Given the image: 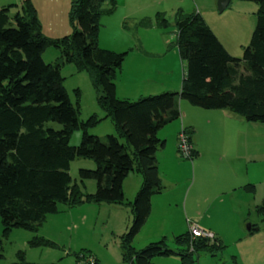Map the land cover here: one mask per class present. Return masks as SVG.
<instances>
[{"label": "trees", "instance_id": "16d2710c", "mask_svg": "<svg viewBox=\"0 0 264 264\" xmlns=\"http://www.w3.org/2000/svg\"><path fill=\"white\" fill-rule=\"evenodd\" d=\"M247 1L258 7L241 58L230 55L200 13L178 10L176 43L184 61L181 87L135 100L116 95L115 79L128 50L117 52L97 43L101 16L114 11L116 0H71L72 31L57 38L41 33L29 0L21 1L14 16L9 15V5H0V219L4 231L16 227L37 231L48 214L58 211L59 203L72 208L106 202L130 205L133 222L122 244L128 264H155L153 258L172 254L193 264V254L224 248L216 237H192L189 231L174 236L177 248L169 247L165 237L139 250L131 241L150 213L151 196L163 188L156 151L164 140L157 133L181 116L180 100L203 109L229 110L250 123H264V0ZM157 17L164 26L165 16ZM49 46L59 50L52 62L42 57ZM64 63L88 72L103 118L114 123L113 133L103 138L88 133L101 119L96 114L79 121L78 104L71 102L63 86L60 66ZM183 128L191 141V130ZM75 129L82 130V138L70 145ZM195 155L193 148L191 157ZM78 157L95 164L78 170L82 183L95 181L94 193L71 181L69 165ZM131 171L141 175V185L133 201L124 204L123 180ZM256 210L264 220V197ZM30 243L54 246L38 235ZM74 254L77 261L86 256Z\"/></svg>", "mask_w": 264, "mask_h": 264}, {"label": "rangeland", "instance_id": "374dc122", "mask_svg": "<svg viewBox=\"0 0 264 264\" xmlns=\"http://www.w3.org/2000/svg\"><path fill=\"white\" fill-rule=\"evenodd\" d=\"M7 1L0 0V5L8 6ZM176 5L175 0H117L114 11L101 16L97 40L100 47L117 52L132 47L134 52H145L142 56L146 61H150L149 64L152 65L151 68L144 71V75L148 76L147 78L142 79L141 83L131 85V87L139 89L138 93L151 91L152 86L156 83L166 82L165 80L168 78L175 79L177 85V89L170 91H179L181 87L184 61L176 43V11L170 14L172 13L170 8L176 7ZM156 7H161L164 9L163 11L165 9L167 11V14L164 13L166 19L164 26L163 23H159L161 20L156 16ZM167 7L169 8L167 9ZM8 9L9 15L14 16L20 8L17 10L16 7L9 5ZM212 9L214 10L213 15L205 11L202 17L207 21L206 23H209L210 28L230 55L241 58L243 49L248 45L255 25V12H253V15L247 14L245 18H240V16L237 18L233 15L228 16L229 8L225 13H219L217 6L215 7V4H213ZM42 11L40 7V13ZM49 14L43 17V28L40 26L43 35L55 38L57 35H62L65 31H68L67 28L64 31L55 32L51 25H49L50 28H46L49 19L59 20L61 18V12L58 9H55L54 13L50 11ZM131 14L136 17L134 20L125 19ZM148 15H151L152 19L148 18ZM63 17H65L64 13ZM156 18L159 21L158 23ZM234 19H237V21ZM143 21H147L146 26L142 25ZM218 22L222 26L225 25L227 30H224V28L222 30ZM231 22H234V24H228ZM70 27L71 24H69L71 32L72 27ZM155 41L157 42L154 45ZM151 45H154V48H151ZM151 51L156 52L153 55ZM58 55L59 50L49 46L45 49L42 57L44 61L52 62L57 59ZM60 73L64 77L63 86L69 99L74 105L78 104L79 121H86L92 114H96L101 118L97 124L88 129V133L101 138L113 133L114 123L109 117L103 118L104 112L96 99L97 90L88 72L79 70L74 63H64L60 66ZM124 88L125 86H121V90ZM155 91H158V89L152 90V93H159ZM134 97L135 95L132 96V98ZM179 109L183 111V114L181 111V117L169 122L163 128L167 130L177 121L180 123L181 130L183 128L181 126L182 121L185 124L186 121H191L195 131L192 135L194 145L196 147L197 144L200 148L201 157H199L200 159L195 156L183 158L189 165L186 172L187 180L183 181L184 186L183 183L178 184L175 189L173 186L165 184L167 190L164 194L167 195V199L178 200L179 206L172 205L169 207L175 221L173 225L165 221L161 222L162 226L165 227V232H162L161 238H166L169 247L177 248V245L175 247L174 244V236L189 229L188 219L195 223L198 220L210 223L208 217L201 220L207 207H209V213L213 210L215 214L219 212L218 209H223L227 214L231 210H242L243 208L240 207L237 198L234 196L239 192H243L239 189H245L249 186L251 192L249 197L253 203L247 208L246 223H250L254 228L244 238H225L224 248L220 250L211 253L206 251L197 255L193 254V264H264V220L261 219L256 210V206L261 204L264 197V123H252L255 126V133L258 131L256 126H260L259 139L256 134L254 135L255 139H253L248 137L252 136V133L241 132L239 128L238 122H244V118L229 110L203 109L193 106L185 100L179 102ZM219 116V119L216 118ZM219 122L224 124L222 128L218 126ZM82 133L81 129L73 130L69 144H79ZM229 133H231V139L226 136ZM239 133L240 135H238ZM220 140H223V142ZM209 142L210 144L214 142L220 148V154L209 152ZM176 166L175 164L170 166L166 164L163 165V168L160 167L159 171L162 169L164 175L169 177V174H173L176 170H174ZM94 167L95 164L92 160L82 157L75 158L69 165L72 183H78L85 192L90 194L95 192V181L87 179L83 184L78 177V170L79 168L91 169ZM220 168L232 169L234 173L240 175L241 179L238 180L239 178H237L238 190L226 196L224 201L219 203L216 200H209L211 199L209 188L216 184V173H218L217 169ZM247 168L248 177L244 175ZM181 171L183 172V170ZM129 174L123 184L126 195L129 197V199L125 197L124 204L133 201L135 193L139 189L131 179V176L135 173L130 172ZM167 179L169 180V178ZM249 181L250 184L248 185ZM195 192L196 201L193 195ZM132 222L133 215L130 205L116 207L108 203L97 204L94 202H86L72 208H67L64 204L59 203L58 211L48 214L41 225L38 226L37 231L16 227L6 232L0 219V254L2 255L0 264H88L89 259L95 261V258L98 264H128L122 256V244L124 235L129 231ZM213 225L219 226L218 223H213ZM156 226L158 227L159 224H155ZM138 232L133 239L137 240L136 235ZM141 232L142 236L139 232V241H135L134 244L133 239L131 241V245L137 250L149 243L144 241L146 237L150 236L148 230L144 227ZM221 234L226 236L227 232ZM230 234L232 233L228 235ZM34 235L52 241L54 246H32L30 240ZM156 239L151 241H156ZM79 252L84 253L86 256L79 257L77 261L74 253ZM156 258H153L154 263Z\"/></svg>", "mask_w": 264, "mask_h": 264}, {"label": "crops", "instance_id": "0c3cea01", "mask_svg": "<svg viewBox=\"0 0 264 264\" xmlns=\"http://www.w3.org/2000/svg\"><path fill=\"white\" fill-rule=\"evenodd\" d=\"M21 1L22 0H8L7 2L9 3V5L16 7L18 10L19 6L21 4ZM29 1L35 7L36 15H37V18L40 22L41 28H43V17L46 16L47 14H49L50 11H51V13H54V10L58 9L59 12H61V18L59 20L58 19H49L47 24H46V28H50L49 25H51L52 28H54L53 30H55V32H61V31L67 30V28H68V31H65L62 35H57L55 38L61 37L63 35L70 33V29H69L70 22H69V18H68V11H69L71 0H29ZM175 1H176L177 5H176V7L170 8L172 10V13H170V14H173V11L177 12L178 10H181L184 13L198 12L201 15L204 14L205 11H207L209 13H212V15H213L214 14V10L212 9L213 4H215V7H216L218 0H192V1L191 0H175ZM1 6H7V5H1ZM40 7L43 10L41 13H40ZM257 7L258 6L256 5V3L252 2V1L229 0L227 5L225 6V8L221 12H219V11L218 12L219 13H222V12L225 13L227 11V9L229 8L228 16L233 15L234 17H237V18H238V16H240V18H242V17L245 18V17H247V14L253 15V12H256L255 10L257 9ZM156 8H157L156 9V12H157L156 16L158 14H163V15H164V13L167 14L166 9H165V11H163L164 9L161 7H156ZM168 8L169 7H167V9ZM63 13L65 14V17H63ZM135 18L136 17H134L133 14H131L129 17H125V19H133V20ZM148 18L152 19L151 15H148ZM156 20H157V18H156ZM234 20L237 21V19H234ZM158 22L159 21L157 20V23ZM159 23H161V21ZM207 24L209 25V23H207ZM218 24H219V22H218ZM228 24H234V22H231ZM219 26H221L220 28L222 30H223V28H224V30H227V27L225 25L222 26L219 24ZM156 42L157 41H155L154 45L156 44ZM154 45H151V48H154ZM161 47L164 48V46H162V45H161ZM127 50H128V54H127L124 62L122 63L121 68H120V70L116 76V79H115L116 95L118 98H126V99L135 100L141 96L153 94L152 90H154V89H156V90L158 89V91H155V92H159V93L165 92V91H170L173 89H177V87H176L177 85L175 83L176 80L175 79L173 80V78H168L167 80H165L166 82L163 81L161 83H156L154 86H152L151 91L146 90L147 92L138 93L139 89H136L135 87H131V85L136 84V83H141L142 79L147 78L148 76L144 75V71L151 68L152 65L149 64L150 61H146L144 56H142L143 53H145V52H142V51L141 52H138V51L134 52V50H132V47H129ZM153 50H155V49H153ZM155 52L156 51H151V54L154 55ZM121 86H125V88L121 90ZM133 95H135L134 98H132ZM127 96H131V97H127ZM180 101H184V100H180ZM182 114H183V111H182ZM216 118L219 119L220 116L216 117ZM238 123H239V128H240L241 132L252 133V136H248V137L249 138L251 137L253 139H255L254 135L256 134V137L259 139V133L258 132H259L260 126H256L258 131L255 133V126H253L252 123L247 122L245 120H244V122L240 121ZM184 124H185V122L182 121L181 126H183V127L185 126L191 130L190 138H191V143L193 145V148H194V150H196L195 157L200 159L199 158V157H201L200 156L201 155L200 148L198 147L197 144L195 147L193 136H192L193 133L195 132L194 126H193L191 121H188V122L186 121V124L185 125ZM179 125H180V123L176 121L175 124H173V126L171 128L164 130L165 128L162 127L161 129H159V131L157 133L158 137L160 139L164 140V146L160 147L156 151V160H157V165H158V172H159V177L161 179V183L163 185V188L161 189V191L159 193H155L151 196L150 213H149L145 223L141 227V230L144 229V227H145V229L148 230V234L150 235L149 237H146L144 239L145 242L146 241L152 242L151 240H154L155 238H157L156 240H159L161 238L162 232L163 233L165 232V227L162 226V224H161L162 221L170 223L171 225H173V223L175 221V218L170 213L169 207L172 205L178 207L179 201L178 200L173 201V200L167 199L168 198L167 195L164 194V193H166V190H167V187L165 184H169L176 189L178 184L181 185L184 180H187L186 172L188 171L187 167L189 165L187 164L186 161H184V159L181 156H179L178 151H177L178 133L180 131ZM222 125H224V124L222 122H219L218 126L222 128ZM238 135H240V133ZM226 136H228L229 139H231V133H229V135H226ZM169 137H170V139H169ZM228 137H227V139H228ZM244 140H245V138H244ZM220 141L223 142V140H220ZM208 147L210 148V149H208L209 152H215V153L220 154V148H218L217 145L214 144V142L211 144L209 142ZM178 163H179V165H178ZM166 164L168 166H170L171 164L177 165L174 168V170L175 169L176 170L173 172V174L168 173L169 177H168V175H166V176L164 175V171L162 169L159 171L160 167L163 168V165H166ZM181 170H183V172ZM131 172L135 173L131 176V179L133 180V183L137 184L136 186L139 188L141 185V180H142L141 175L136 171H131ZM217 172H218V173H216L217 174V176H216L217 182L214 186H211V188H209L210 189L209 193H211V196H210L211 199H209V200H216V201H219V203H220V202L224 201L226 196L231 195V194L235 193V190H238L237 186H239V185H237V182L241 178H240V175H237L236 173H234L232 171V169L227 170V169H221L220 168V169H217ZM129 175L130 174H128L125 177V179H127L129 177ZM244 175L245 176L247 175V177H248V168L245 171ZM167 178H169V180ZM237 178H239V179L237 180ZM125 179L123 180V184H124ZM194 181H195V175H194ZM249 184H250V181H249L248 185ZM183 186H184V183H183ZM122 188H123V193H124L125 190H124L123 185H122ZM239 190H241L243 192H239V194H236V196H234V197L237 198V201H238L240 207L243 208L242 210H239V209H237L236 211L231 210L230 212H232V213L229 212L227 214L226 212H224L223 209H218L219 212L217 214H215L213 210L209 213V207H207V210L205 211V213L201 217V220H203L205 217H208L210 219V223H208V222L205 223L204 221H203L204 222L203 223L199 220H198V222L195 223L189 219L187 220V222L193 223V224L197 225L199 228L211 232L214 235V237L220 239L222 243L226 241L225 238L235 237L236 239H241V238L246 237L248 235V232L254 228L253 226L250 225V223H246L247 222V218H246L247 208L252 205L253 201L249 197V195L251 194L249 186H247V188L245 187V189L241 188ZM135 191H136V189H135ZM163 194H164V196H163ZM193 195L195 196V201H196L197 200L196 192ZM124 197H127L126 192L124 193ZM127 198L129 199V197H127ZM101 203H106V202H100L97 204H101ZM108 204H111V203H108ZM112 205H114L116 207H122V205H119V204H112ZM213 223H218L219 226H214ZM244 223H245V227L247 229L244 227ZM155 224H159V226L155 227ZM248 226L250 227L249 229H248ZM242 228H243V230H242ZM141 230H139V232L141 233V236H142ZM187 231H189V229H187L185 232H187ZM139 232L136 235L137 240L133 239V244L135 243V241H139L138 240V239H140L139 238V235H140ZM185 232H183V233H185ZM226 232H227L226 236L221 234V233L226 234ZM229 233H232V234L228 235ZM175 247H176V244H175ZM180 261L181 260H180L178 255L172 254L169 256L157 257L155 260V263L156 264H177V263L182 264L181 263L182 261L181 262ZM96 262H97V259H96Z\"/></svg>", "mask_w": 264, "mask_h": 264}, {"label": "built area", "instance_id": "2783aa9c", "mask_svg": "<svg viewBox=\"0 0 264 264\" xmlns=\"http://www.w3.org/2000/svg\"><path fill=\"white\" fill-rule=\"evenodd\" d=\"M177 151L182 158H190L192 155L193 145L189 139L188 133L184 130V128H181L178 133ZM189 233L192 237H202L208 239L214 238V235L211 232L201 229L193 223H189ZM93 262L94 261L92 259H89L88 261L89 264H93Z\"/></svg>", "mask_w": 264, "mask_h": 264}, {"label": "water", "instance_id": "95a60500", "mask_svg": "<svg viewBox=\"0 0 264 264\" xmlns=\"http://www.w3.org/2000/svg\"><path fill=\"white\" fill-rule=\"evenodd\" d=\"M228 2H229V0H218L217 1V9H218V11L221 12L225 8V6L227 5ZM249 228L250 227L248 226V229Z\"/></svg>", "mask_w": 264, "mask_h": 264}]
</instances>
